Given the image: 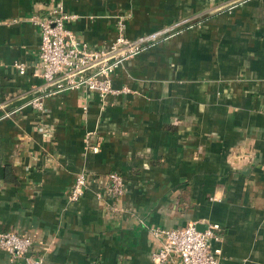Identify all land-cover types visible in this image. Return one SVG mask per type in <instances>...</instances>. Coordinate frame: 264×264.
Masks as SVG:
<instances>
[{
    "label": "crops",
    "instance_id": "1",
    "mask_svg": "<svg viewBox=\"0 0 264 264\" xmlns=\"http://www.w3.org/2000/svg\"><path fill=\"white\" fill-rule=\"evenodd\" d=\"M56 2L91 48L121 19L130 38L169 36L116 68L127 92L57 90L34 75L32 20ZM189 223L220 224L223 264H264V0H0V231L42 264H159L151 229ZM0 264L26 263L0 249Z\"/></svg>",
    "mask_w": 264,
    "mask_h": 264
},
{
    "label": "built area",
    "instance_id": "2",
    "mask_svg": "<svg viewBox=\"0 0 264 264\" xmlns=\"http://www.w3.org/2000/svg\"><path fill=\"white\" fill-rule=\"evenodd\" d=\"M77 18L62 3H52L44 14L34 15L33 22L39 27L41 43L34 75L57 90L86 89L97 92L103 99L109 95L127 92L113 85L112 76L123 62L152 47L169 36L170 29L130 38L126 35L123 19L117 23V36L108 46L91 48L79 40L67 27ZM20 73L26 72L24 63L16 64ZM33 106L45 111L42 100H33ZM89 184L86 172L76 175L69 193L70 200L78 201ZM107 193L112 198L124 195L123 177L112 172L108 176ZM153 236L160 245L153 253L159 264H223L222 231L218 223H210L201 230L195 223L181 228H153ZM0 249L9 252L13 259L26 264H42L43 257L34 251V240L15 231H0Z\"/></svg>",
    "mask_w": 264,
    "mask_h": 264
}]
</instances>
